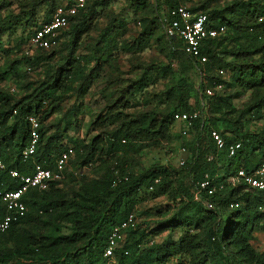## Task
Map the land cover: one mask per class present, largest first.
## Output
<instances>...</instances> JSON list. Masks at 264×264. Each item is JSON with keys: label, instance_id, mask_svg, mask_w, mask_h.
Returning <instances> with one entry per match:
<instances>
[{"label": "rangeland", "instance_id": "obj_1", "mask_svg": "<svg viewBox=\"0 0 264 264\" xmlns=\"http://www.w3.org/2000/svg\"><path fill=\"white\" fill-rule=\"evenodd\" d=\"M68 1L0 0L4 5L0 20L5 29L0 34V74L8 73L0 78V91L12 97L7 102L9 106L24 99L27 105L42 85L44 89L53 87L59 71L65 73L54 96L42 94L44 103L38 110L43 129L41 148L51 155V167L62 150L75 149L64 180L45 194L44 201L52 203V212L34 215L31 221L19 225L14 231L21 237L18 241L11 234L0 235V264L9 259L10 264H53L62 256L75 264H86L90 220L82 218L76 203L103 186L109 177L138 176L155 166L167 168L169 176L161 186L153 190L142 188L134 196L140 230L132 238L128 236V245L139 241L138 249L146 250L170 241L171 255L163 264H226L223 259H212V244L208 240L212 228L209 230L207 221L199 227L167 228V221L197 185L201 163L196 153L205 163L207 155L214 151L209 149L206 154L204 148L198 147L201 124L183 136L184 125L166 117L179 104L176 90L183 80L192 88L190 105L193 113H198L197 120L211 118L222 126L227 122L231 129L239 126L238 130L243 132L263 131L264 87L253 90L229 83L231 67L226 66L239 62V52L262 45L264 35L233 32L219 47L211 73L203 65L184 59L168 69L170 40L162 24L163 9L157 10L159 0H111L109 5L97 9L74 50L68 47L73 41L70 32L58 49L45 53L33 50L30 35L34 29L46 24L54 10ZM179 2L199 8L200 12H220L232 21L241 18V25H251L258 17L246 13L252 14L255 6L244 5L248 3L245 0ZM255 37L262 39L256 42ZM79 66L85 68L90 80L72 85L66 74ZM221 70L227 81L222 80V91H215L216 96L207 101L202 87L209 82V75L218 78ZM12 88L16 89L14 94ZM14 121L15 117L9 125ZM119 129L130 131L133 137L124 143L122 152H115L110 143L119 142L113 138ZM205 142L210 140L206 138L202 143ZM182 158L186 159L185 165H181ZM206 210L203 209V215L208 217ZM109 232L110 229L106 237ZM245 243L248 264L264 258L261 225L255 227Z\"/></svg>", "mask_w": 264, "mask_h": 264}, {"label": "trees", "instance_id": "obj_2", "mask_svg": "<svg viewBox=\"0 0 264 264\" xmlns=\"http://www.w3.org/2000/svg\"><path fill=\"white\" fill-rule=\"evenodd\" d=\"M71 1L72 0L66 3ZM245 1L248 3L244 5L248 7H251L252 5L255 6L254 10H252V14L251 12L246 13L249 14V16H255V14L258 16L256 22L251 21V25H241V18H238V22L229 20L225 16H221L220 12L212 11L211 13H206L200 12L199 8L188 7L194 15L200 13L208 15L213 26H226L227 31L216 39H210L203 42L201 56L199 58L188 56L182 50L183 43L180 39H170L167 37L170 40L168 69L176 67V65L184 59L193 64L199 63L203 65V67H206L205 70L211 73L219 47L232 36L233 32H259L260 36L264 35V19L260 22V19L264 18V0ZM110 3L111 0H89L86 6L81 9L77 15L70 19V27L65 34L70 32L73 36V41L68 44V47H71V49L74 50V48L79 45L81 37L88 30V25L96 16L97 9L101 6L109 5ZM3 6L4 5L0 3V11H2ZM179 6H183L180 4L179 0H159L157 10L163 9L162 12H164L165 15L168 11ZM53 13L51 14V17ZM51 17L47 22L51 20ZM3 27V22L0 20V34L5 31ZM163 27L165 31L164 24ZM33 34L34 31L30 35V39ZM65 34L62 37L63 40ZM254 39L256 42H259L262 38L259 37L258 39V37H255ZM63 40L57 47L49 51L41 49L36 51L45 53L58 49L62 45ZM229 46L232 48L231 46L233 45ZM234 46L236 47V45ZM239 54L240 55H238L237 58L239 62L234 65L231 64L226 66L228 68L231 67L228 82L231 84L233 82L235 85L240 84L238 86L243 88L249 87L253 90L263 88L264 43L262 45H257V47L254 48L251 47L249 51H241ZM30 56L33 57L34 55ZM204 59L206 60L204 61ZM221 71L224 72V70ZM221 71L219 72L221 76L218 74V78L209 75L207 77L209 82L202 87V95L207 101L216 96V93L213 96H208L206 93L207 88H212L215 84L222 85V80L227 81V79H224L225 72L224 74H221ZM7 75L8 73H1L0 78L3 79ZM61 75L64 76L65 73L61 74V71H59L53 87L44 89L45 85H42L40 87V92L38 90L34 96V100L27 105L24 104V99L22 101H15L14 104L9 106V103L7 102H10L12 97L5 95L4 91H0V161L4 165L3 169L0 168V190H14L19 187V181L12 179L10 176L11 170H17L21 174L30 175L34 171L36 165H40L43 168H52V163H50L51 155L45 151V148H41L43 129L41 127L40 119L38 118V110L42 103H44L42 94L46 93V97L54 96L56 94L59 87L57 86V83L59 82ZM89 76L90 75H87L85 68L79 66L75 70L67 73L66 79L70 80L72 85L76 82L84 84L90 80ZM176 92L179 104L176 107H173L166 117H171L173 120L174 115L178 112L193 113L194 111L193 107L190 105L192 96L191 86L182 80L179 83ZM12 93L14 94L15 92ZM5 107H7V111H3V108ZM178 108L182 110L178 111ZM13 117H15L16 121L9 125ZM30 117H36L39 119L41 141L34 158L25 163L22 161V151L28 144L30 136ZM200 122L201 121L199 120L194 122L195 127L201 124L196 139L198 147L199 149L204 148V153L206 154L209 149H213L214 152L210 155H214L216 159L213 162H209L208 157L210 155H207L206 162L204 163L203 161L201 162V158L196 153V157L198 156L197 158L201 163V174L196 179L198 182L201 181L206 174L211 177L219 175L221 176L222 181H224L227 178L236 175L241 169H244L247 172H253L264 165V130L260 133L243 132L238 130L240 128L239 126L235 129H231L227 122L222 126L221 123L211 118ZM236 124L237 123H235V125ZM2 130L6 133L4 134ZM212 130H217L221 133L227 147L237 142L241 143L242 146L235 156L229 157V153L226 149L217 152L214 144L210 140V133ZM17 132L18 138L15 139ZM113 136V138L117 140L119 139V142L117 143L116 141L110 143L111 150L122 152L125 147L124 143L127 144V142L133 137V134L128 130L119 129ZM206 138H208L210 142H205L206 144L202 143ZM68 148L69 147H66L62 150L56 156V159ZM168 176L169 173L167 168L160 166H155L138 176L116 174L114 177H109L108 181L105 182L103 186L100 185V187L95 188L89 196L81 197V201L76 204L80 206L82 218L90 220V226L87 227L89 230L88 234H90V241L88 243L89 248L87 250L88 256L86 264H101L102 262L107 264L103 257V252L109 234L114 226L126 220L129 214L134 212V196L136 193L142 188L150 190L151 187L154 189L161 186L163 179ZM125 177L128 178L127 181L124 180ZM157 179H160L159 184H155ZM114 183H116V186H114ZM54 184H52L51 187ZM49 190L45 192H39L36 190L30 191L24 198V201L29 208L27 215L15 222L9 231L6 233H0V235L11 234L10 237H13L14 240L18 241L21 237L15 234L14 231L19 225L28 223L34 215L46 216L51 213V208H53L52 203L44 201L46 197L45 194ZM187 197L188 199H183V206L181 205L182 207L178 209L177 213L167 221V228H181L184 226L199 227L207 221L209 230L212 228L210 230L211 235L208 238L209 243L212 244V259L216 261L223 259L226 261V264H248L249 258L247 255L245 240H250L256 226L261 225V228L264 230V191L250 188L248 185H240L236 188L226 185L225 189H218L213 196L209 197V199L215 204V209L213 210H208L203 204L195 202L193 192L191 195H187ZM237 203L239 204L238 208H231L232 205ZM204 207L209 212L208 217L203 215V209L205 210ZM5 214L6 208L0 198V218L4 217ZM109 229L110 232L106 237ZM139 230L138 223L136 230L128 231L127 240L128 236L132 238L137 235ZM139 244V241H136L134 245L130 246L126 242L125 248L116 252L115 257L117 264H163L165 258L171 255L172 245L170 241H166L163 245L151 247V249L146 250H139L138 248H141ZM125 250L129 252L128 255L125 254ZM225 252L227 255H224ZM10 256H12V254ZM10 262L12 263V259L5 260L4 264H10ZM53 264H75V262H71L67 256H62L61 260L58 259V261H54ZM256 264H264V258L260 257Z\"/></svg>", "mask_w": 264, "mask_h": 264}, {"label": "built area", "instance_id": "obj_3", "mask_svg": "<svg viewBox=\"0 0 264 264\" xmlns=\"http://www.w3.org/2000/svg\"><path fill=\"white\" fill-rule=\"evenodd\" d=\"M89 0H72L69 3H65L56 8L51 20L46 24L34 30V34L30 39V46L33 50H51L59 45L63 40L65 32L70 27V19L77 15L78 12L83 9ZM264 18L260 19V22ZM165 25L166 35L170 39H180L183 43L182 50L193 58H199L201 56V48L203 42L216 39L225 34L226 26H213L209 20L208 15L200 13L194 15L187 6H179L171 11H168L162 18ZM206 59H204L205 61ZM221 74H224L221 71ZM221 84H215L214 87H209L206 90L208 96L215 95V91L222 90ZM12 92L16 89L12 88ZM198 119V113H185L178 112L174 115V121L184 125L182 131L183 136H188L189 131L194 129V122ZM30 123V136L28 144L22 151V161L28 162L34 158L37 153L39 143L41 141L40 122L36 117L29 118ZM210 140L214 144L217 152L227 150L229 157L236 155L237 151L241 148V143L227 147L226 142L217 130H212L210 133ZM185 151V149H183ZM75 150L73 147H69L62 152L55 161V165L52 168H43L40 165H36L34 171L30 175H24L17 170H11L10 176L12 179L19 181V187L14 190H0L1 201L6 208V214L0 218V233H6L10 230L11 226L24 218L29 212V208L26 205L24 198L32 190L39 192H45L50 189L54 183H59L64 180L66 170L74 158ZM216 159L214 155L208 157L209 162H213ZM186 164V159H181V165ZM0 168H4V165L0 161ZM118 175V174H117ZM124 180H128L127 177ZM160 179L155 181V184H159ZM226 185L232 188H236L240 185H248L250 188L264 191V165L256 169L253 172H247L241 169L236 175L227 178L222 181L221 176L211 177L206 174L205 177L199 181L193 191V198L195 202L203 204L208 210L215 209V204L209 199L213 196L218 189H225ZM116 186V183H114ZM153 190V187L150 188ZM239 204H234L231 208H238ZM138 227V220L136 214L133 212L129 214L126 220L120 224L114 226L109 234L106 246L104 248L103 257L107 264H117L116 252L125 248L127 242V234L130 230H136ZM125 254L129 252L125 250Z\"/></svg>", "mask_w": 264, "mask_h": 264}]
</instances>
